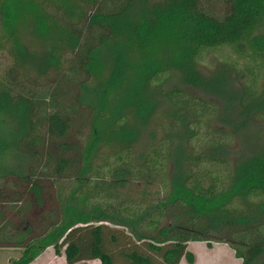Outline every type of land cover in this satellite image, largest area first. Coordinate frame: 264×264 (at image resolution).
I'll return each instance as SVG.
<instances>
[{
    "label": "trees",
    "instance_id": "1",
    "mask_svg": "<svg viewBox=\"0 0 264 264\" xmlns=\"http://www.w3.org/2000/svg\"><path fill=\"white\" fill-rule=\"evenodd\" d=\"M263 77L264 0H0L7 264H264Z\"/></svg>",
    "mask_w": 264,
    "mask_h": 264
},
{
    "label": "rangeland",
    "instance_id": "2",
    "mask_svg": "<svg viewBox=\"0 0 264 264\" xmlns=\"http://www.w3.org/2000/svg\"><path fill=\"white\" fill-rule=\"evenodd\" d=\"M208 66L202 67L203 71H207L209 65H215L216 56L209 55ZM264 86V77L261 81ZM152 128V129H151ZM157 137L160 129L153 125H149L146 131H153ZM180 132V130H177ZM146 140L145 133L142 134L136 146L139 148ZM264 143V119H250L247 124L237 131L235 141L230 149L229 154L232 157L238 155H245L252 149L257 148ZM187 249L193 255V262L191 264H239V260L234 257L232 250L223 243H212L210 247H206L204 242L196 241L189 242ZM19 254L18 249L2 248L0 249V264H7L10 259L16 258ZM28 264H66L62 254L55 255L51 247L45 248ZM89 264H99L98 261H89ZM179 264H188L185 260L181 259Z\"/></svg>",
    "mask_w": 264,
    "mask_h": 264
},
{
    "label": "crops",
    "instance_id": "3",
    "mask_svg": "<svg viewBox=\"0 0 264 264\" xmlns=\"http://www.w3.org/2000/svg\"><path fill=\"white\" fill-rule=\"evenodd\" d=\"M90 261H95V260H90ZM8 263V262H7ZM89 264V261L87 262ZM99 263V262H98Z\"/></svg>",
    "mask_w": 264,
    "mask_h": 264
}]
</instances>
